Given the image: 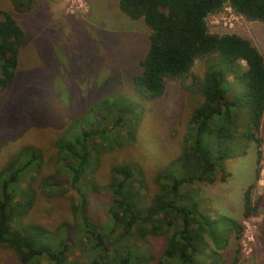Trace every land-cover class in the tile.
<instances>
[{
  "label": "trees",
  "instance_id": "16d2710c",
  "mask_svg": "<svg viewBox=\"0 0 264 264\" xmlns=\"http://www.w3.org/2000/svg\"><path fill=\"white\" fill-rule=\"evenodd\" d=\"M11 2L14 11L26 12L37 0ZM225 5L249 21L264 22V0H118L127 17L149 30L131 94L104 97L67 123L54 138L57 154L50 171L45 172L42 152L33 144H22L8 156L0 166V251L14 253L21 264H71L69 254L79 241L87 264H227L222 250L240 237L242 225L226 216L220 219L227 226L220 225L201 208L191 185L212 184L219 173L222 179L219 163L245 153L236 149L241 138L260 146L264 57L249 39L208 29V15ZM25 38L14 17L0 9V91L15 79ZM198 59L202 76L192 69ZM228 75L244 83L241 96L227 97ZM166 80H179L188 96L202 99L190 111L177 154L154 171V193L144 183L143 165L133 160L110 163L108 180L101 184L103 154L135 146L144 105L163 94ZM242 104L248 105L250 119L248 130L237 134L230 118ZM250 189L244 192L243 217L254 215L262 200L252 204ZM67 190L74 192L73 222L50 229L29 218L41 193L50 202ZM103 191L109 203L100 223L90 213L89 195ZM153 238L163 240L158 254ZM238 261L235 256L229 264Z\"/></svg>",
  "mask_w": 264,
  "mask_h": 264
},
{
  "label": "rangeland",
  "instance_id": "374dc122",
  "mask_svg": "<svg viewBox=\"0 0 264 264\" xmlns=\"http://www.w3.org/2000/svg\"><path fill=\"white\" fill-rule=\"evenodd\" d=\"M0 9L14 17L26 37L15 79L0 91V166L20 145L33 144L42 152L48 172L57 154L54 138L67 123L104 97L131 94L132 77L140 72L138 62L148 48L149 30L142 21L127 17L119 9L118 0H37L35 7L26 12L14 11L11 0H0ZM206 20L211 32L237 33L251 40L264 56V22L249 21L227 5ZM192 69L202 76L203 62L196 60ZM223 85L230 98L241 96L245 89L244 83L232 75ZM201 99L188 96L179 80H166L163 94L144 105L135 146L104 153L98 181L105 184L108 180L110 163L133 160L143 165L144 183L154 193V171L177 154L190 111ZM232 112L235 133L247 131L248 105L236 106ZM257 136L259 147L243 137L236 149H244L245 153L219 163L224 171L222 179L219 173L212 184L191 185L199 195L201 208L218 218L220 225L227 226L220 216L234 218L242 225L240 237H232L222 250L227 264L235 256L239 257L237 264H264V127ZM250 185L252 204L259 197L262 200L254 215L243 217L244 192ZM71 196L74 192L67 190L57 201L49 202L41 193L29 218L50 229L62 221L73 222ZM108 203L104 191L89 195L90 213L100 223L107 218ZM162 242V238L151 240L155 253L161 251ZM74 243L70 263L87 264L83 243ZM0 264L21 263L14 253L3 249Z\"/></svg>",
  "mask_w": 264,
  "mask_h": 264
},
{
  "label": "crops",
  "instance_id": "0c3cea01",
  "mask_svg": "<svg viewBox=\"0 0 264 264\" xmlns=\"http://www.w3.org/2000/svg\"><path fill=\"white\" fill-rule=\"evenodd\" d=\"M237 34V33H236ZM239 35V34H238ZM251 41V40H250ZM253 44V43H252ZM254 45V44H253ZM255 46V45H254ZM256 47V46H255ZM257 48V47H256ZM258 49V48H257ZM261 53V52H260ZM262 54V53H261ZM264 57V56H263ZM264 127V114H263V117H262V121H261V125H260V130L259 132L261 131V129ZM256 161V160H255ZM255 174V173H254Z\"/></svg>",
  "mask_w": 264,
  "mask_h": 264
},
{
  "label": "built area",
  "instance_id": "2783aa9c",
  "mask_svg": "<svg viewBox=\"0 0 264 264\" xmlns=\"http://www.w3.org/2000/svg\"><path fill=\"white\" fill-rule=\"evenodd\" d=\"M228 8L232 9L230 6H227ZM241 16V15H240Z\"/></svg>",
  "mask_w": 264,
  "mask_h": 264
}]
</instances>
